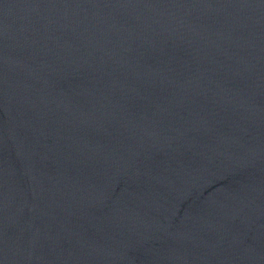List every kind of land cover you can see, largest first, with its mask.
I'll list each match as a JSON object with an SVG mask.
<instances>
[{
  "label": "water",
  "instance_id": "obj_1",
  "mask_svg": "<svg viewBox=\"0 0 264 264\" xmlns=\"http://www.w3.org/2000/svg\"><path fill=\"white\" fill-rule=\"evenodd\" d=\"M0 264H264V0H0Z\"/></svg>",
  "mask_w": 264,
  "mask_h": 264
}]
</instances>
